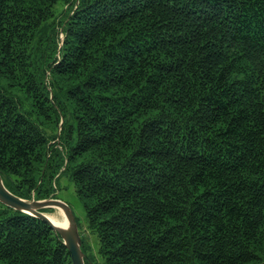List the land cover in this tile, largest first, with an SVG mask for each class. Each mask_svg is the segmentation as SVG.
<instances>
[{"label":"trees","instance_id":"obj_1","mask_svg":"<svg viewBox=\"0 0 264 264\" xmlns=\"http://www.w3.org/2000/svg\"><path fill=\"white\" fill-rule=\"evenodd\" d=\"M64 173L104 264L263 262L264 0H0V175ZM0 264L72 263L0 203Z\"/></svg>","mask_w":264,"mask_h":264},{"label":"water","instance_id":"obj_2","mask_svg":"<svg viewBox=\"0 0 264 264\" xmlns=\"http://www.w3.org/2000/svg\"><path fill=\"white\" fill-rule=\"evenodd\" d=\"M62 125L60 122L59 128ZM60 130V129H59ZM59 138V131L57 133ZM0 203L17 212L30 215L48 224L60 237L63 245L70 254L72 264H91L89 258L82 250V240L78 231V225L71 209L61 200L48 198L26 200L12 194L4 185L0 175ZM59 210L66 221L65 225L54 224L43 210ZM260 264H264V261Z\"/></svg>","mask_w":264,"mask_h":264},{"label":"rangeland","instance_id":"obj_3","mask_svg":"<svg viewBox=\"0 0 264 264\" xmlns=\"http://www.w3.org/2000/svg\"><path fill=\"white\" fill-rule=\"evenodd\" d=\"M60 5L56 6V11ZM57 198L64 202L73 212L78 225V231L82 237L84 247L83 251L89 258L91 264H104L103 258L99 254L97 237L87 229V219L82 201L77 197L73 182L68 173L62 174L57 180ZM48 216L55 217L59 221L63 219L59 210L51 209L45 212Z\"/></svg>","mask_w":264,"mask_h":264},{"label":"bare ground","instance_id":"obj_4","mask_svg":"<svg viewBox=\"0 0 264 264\" xmlns=\"http://www.w3.org/2000/svg\"><path fill=\"white\" fill-rule=\"evenodd\" d=\"M51 221L54 223V224H60V225H65L66 221L64 220V218L59 221L58 219H56L55 217H51L49 216Z\"/></svg>","mask_w":264,"mask_h":264}]
</instances>
